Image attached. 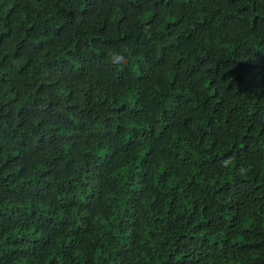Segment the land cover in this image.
Returning a JSON list of instances; mask_svg holds the SVG:
<instances>
[{
  "label": "trees",
  "instance_id": "trees-1",
  "mask_svg": "<svg viewBox=\"0 0 264 264\" xmlns=\"http://www.w3.org/2000/svg\"><path fill=\"white\" fill-rule=\"evenodd\" d=\"M0 264H264V0H0Z\"/></svg>",
  "mask_w": 264,
  "mask_h": 264
}]
</instances>
